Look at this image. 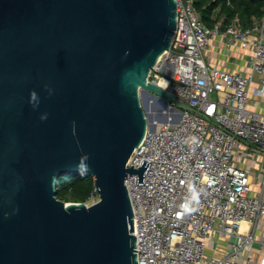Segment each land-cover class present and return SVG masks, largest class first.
<instances>
[{
	"label": "water",
	"instance_id": "obj_1",
	"mask_svg": "<svg viewBox=\"0 0 264 264\" xmlns=\"http://www.w3.org/2000/svg\"><path fill=\"white\" fill-rule=\"evenodd\" d=\"M175 29V0H0V264H137L126 164L142 95L180 104L147 80ZM64 172L98 200H59Z\"/></svg>",
	"mask_w": 264,
	"mask_h": 264
},
{
	"label": "built area",
	"instance_id": "obj_2",
	"mask_svg": "<svg viewBox=\"0 0 264 264\" xmlns=\"http://www.w3.org/2000/svg\"><path fill=\"white\" fill-rule=\"evenodd\" d=\"M175 2L170 47L147 80L163 78L180 104L146 116L126 164L150 161L143 185L125 179L136 262L264 264V7L249 25L222 15L208 27L193 0Z\"/></svg>",
	"mask_w": 264,
	"mask_h": 264
},
{
	"label": "trees",
	"instance_id": "obj_3",
	"mask_svg": "<svg viewBox=\"0 0 264 264\" xmlns=\"http://www.w3.org/2000/svg\"><path fill=\"white\" fill-rule=\"evenodd\" d=\"M200 20L211 27L225 15L228 19L238 16L245 25L262 14L264 0H193ZM94 179L88 173L60 174L55 186V195L64 202L86 203L95 196Z\"/></svg>",
	"mask_w": 264,
	"mask_h": 264
},
{
	"label": "bare ground",
	"instance_id": "obj_4",
	"mask_svg": "<svg viewBox=\"0 0 264 264\" xmlns=\"http://www.w3.org/2000/svg\"><path fill=\"white\" fill-rule=\"evenodd\" d=\"M164 84H165V80L161 78L158 82V86L163 88ZM142 99L144 101L147 110L149 109L148 113L151 120L159 117H164L167 111V105H165V102H163L160 99H151V97L147 93L142 95ZM245 224L246 223L244 221L241 223L242 228H244Z\"/></svg>",
	"mask_w": 264,
	"mask_h": 264
},
{
	"label": "rangeland",
	"instance_id": "obj_5",
	"mask_svg": "<svg viewBox=\"0 0 264 264\" xmlns=\"http://www.w3.org/2000/svg\"><path fill=\"white\" fill-rule=\"evenodd\" d=\"M152 80H154V75H152L151 78H150V81H152ZM141 104H142L143 107H144V110H145L146 116H147V115L149 116V113H148V112H149V109L147 110V108L145 107V104H144L143 99H141ZM148 108H149V107H148ZM163 118H164V117H159V118H155V119H157V120H163ZM97 200H98V196L95 194V196H93L92 198H90V199L86 202V204H87V205H91V204L95 203Z\"/></svg>",
	"mask_w": 264,
	"mask_h": 264
},
{
	"label": "crops",
	"instance_id": "obj_6",
	"mask_svg": "<svg viewBox=\"0 0 264 264\" xmlns=\"http://www.w3.org/2000/svg\"><path fill=\"white\" fill-rule=\"evenodd\" d=\"M220 63V62H219Z\"/></svg>",
	"mask_w": 264,
	"mask_h": 264
}]
</instances>
